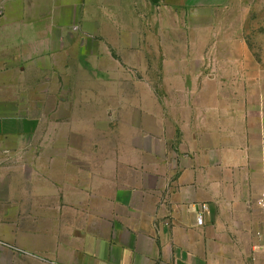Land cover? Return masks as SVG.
<instances>
[{
	"label": "crops",
	"instance_id": "0c3cea01",
	"mask_svg": "<svg viewBox=\"0 0 264 264\" xmlns=\"http://www.w3.org/2000/svg\"><path fill=\"white\" fill-rule=\"evenodd\" d=\"M232 1H10L16 14L0 17V49H30L40 73L56 56L85 57L79 71L88 56L113 71L101 63L110 60L129 80L113 86L146 89L143 143L132 144L143 159L104 191L97 171L88 181L85 161L73 181L75 145L48 146L64 154L44 158L43 145L25 139L24 116L7 107L23 97L22 70L0 56V246L10 264H264V67L249 62L241 38L220 48L216 18L206 16ZM45 160L48 178L24 176Z\"/></svg>",
	"mask_w": 264,
	"mask_h": 264
},
{
	"label": "rangeland",
	"instance_id": "374dc122",
	"mask_svg": "<svg viewBox=\"0 0 264 264\" xmlns=\"http://www.w3.org/2000/svg\"><path fill=\"white\" fill-rule=\"evenodd\" d=\"M10 1L12 0H0V17L7 11L16 14L15 6L12 8ZM6 3H9L8 8ZM26 9L29 14V8ZM26 14L25 10L23 16ZM31 14L32 12L29 15ZM178 16L183 18L182 29L190 31L187 18L189 14L180 13ZM206 16L216 18L213 28L214 31L222 33L223 43L220 48L237 47L239 44H235L232 39L241 38L253 52L249 62L264 67V0H233L226 8ZM7 42L15 43L12 40ZM1 55L8 58L9 68L10 65L14 67L17 64L22 70L20 75L24 81L23 97L19 98L20 103H9L7 107L9 110H18V113L21 111L29 134L25 139L29 138L28 142L43 145L38 154L44 158L52 154L63 155L64 153H58L60 151H54L55 149L48 146L75 145L76 151L72 153V161L76 163L73 167L76 166L79 174L73 176V181L77 183L80 180L79 163L85 161L84 170L88 181L96 183L95 179L90 178L92 179L97 171V175L102 177L104 191L110 190L115 184L113 178L118 175V170L121 175H130L128 164L143 159L140 152L132 149V144L143 143L142 137L139 136L143 126L138 106L146 91L144 87L113 86L117 85L116 83L127 84L128 75L116 71V66L110 60L101 63L110 69L113 68V71L97 70L95 56H88V70L82 71H79V66L84 65L85 57L56 56L55 65L45 63V70L40 73L36 65L30 63L33 59L28 48L18 46L17 49L12 48L11 52L0 49ZM143 58L139 57V60L142 61ZM125 59L129 61L133 57L126 56ZM134 60V64L138 65V58ZM50 67H54V70H50ZM131 74L133 79H143L142 72ZM36 130L37 133L33 137L30 136V131L35 133ZM82 146L87 150L83 148L80 151ZM45 161L43 166L29 163L23 169L24 176L40 174L48 178L46 170L49 163ZM57 166L56 174L62 176L63 161L57 162ZM0 259V264H10L9 261L13 260L1 246Z\"/></svg>",
	"mask_w": 264,
	"mask_h": 264
},
{
	"label": "built area",
	"instance_id": "2783aa9c",
	"mask_svg": "<svg viewBox=\"0 0 264 264\" xmlns=\"http://www.w3.org/2000/svg\"><path fill=\"white\" fill-rule=\"evenodd\" d=\"M259 205L264 209V197L259 200ZM209 210V207L206 203H202L199 205V212H198V224L204 225L205 224V214ZM259 237L264 239V226L263 229L258 233Z\"/></svg>",
	"mask_w": 264,
	"mask_h": 264
}]
</instances>
